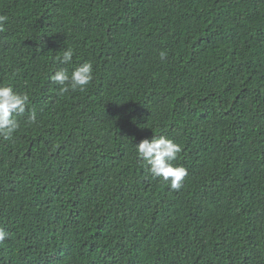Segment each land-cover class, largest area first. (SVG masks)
Returning <instances> with one entry per match:
<instances>
[{
    "label": "trees",
    "instance_id": "1",
    "mask_svg": "<svg viewBox=\"0 0 264 264\" xmlns=\"http://www.w3.org/2000/svg\"><path fill=\"white\" fill-rule=\"evenodd\" d=\"M0 15V83L29 95L0 139V264H264V0H0ZM84 60L91 83L60 94L50 75ZM151 135L181 146L180 189L137 158Z\"/></svg>",
    "mask_w": 264,
    "mask_h": 264
},
{
    "label": "clouds",
    "instance_id": "2",
    "mask_svg": "<svg viewBox=\"0 0 264 264\" xmlns=\"http://www.w3.org/2000/svg\"><path fill=\"white\" fill-rule=\"evenodd\" d=\"M9 17L0 15V32L6 31L5 25ZM74 49L67 47L62 51V56L58 58L59 63L71 65L73 63ZM161 60L166 59V53H159ZM94 78V66L90 60H84L71 71L67 67L56 69L49 77L55 84L59 85L60 94H64L77 89L83 91ZM29 104V95L26 92L16 91L11 84L0 83V139L8 141L20 129L21 124L18 116L25 114ZM35 113L28 117V123H35ZM137 158L147 167L148 173L153 178H160L166 182L173 190L182 187V182L187 176V169L177 161L178 154L181 153V146L172 139L157 135L141 139L134 145ZM9 238V234L0 229V243Z\"/></svg>",
    "mask_w": 264,
    "mask_h": 264
}]
</instances>
